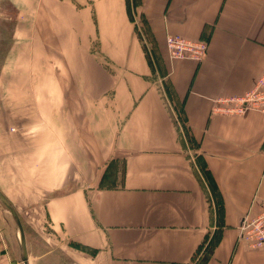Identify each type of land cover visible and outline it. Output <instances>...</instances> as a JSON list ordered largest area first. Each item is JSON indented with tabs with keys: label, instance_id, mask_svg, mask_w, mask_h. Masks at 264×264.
<instances>
[{
	"label": "crops",
	"instance_id": "0c3cea01",
	"mask_svg": "<svg viewBox=\"0 0 264 264\" xmlns=\"http://www.w3.org/2000/svg\"><path fill=\"white\" fill-rule=\"evenodd\" d=\"M8 1L5 66L37 71L39 102L0 121V190L36 234L72 264H264L239 238L264 201V112L214 111L264 71V0ZM169 34L205 58L171 60ZM0 219V264H20Z\"/></svg>",
	"mask_w": 264,
	"mask_h": 264
},
{
	"label": "rangeland",
	"instance_id": "374dc122",
	"mask_svg": "<svg viewBox=\"0 0 264 264\" xmlns=\"http://www.w3.org/2000/svg\"><path fill=\"white\" fill-rule=\"evenodd\" d=\"M19 22L18 11L8 0H0V121L18 122V121H34L36 120L35 107L39 102V97L33 95L32 91L37 88L31 80L35 78L36 72L22 62L12 61L6 64L5 61L8 52L14 42V34L17 23ZM7 212L0 205V215ZM20 218L23 223L26 237L29 239V251L31 253L32 264L39 263V254L52 249L53 253L50 256L43 257V264H72L66 259V255L59 249L52 248L50 243H47L42 237L32 229L26 218L20 213ZM8 216V214H7ZM10 219V218H9ZM11 220V219H10ZM15 232L14 225L11 221ZM5 229L6 231L4 230ZM7 234V240L11 242L8 227L4 220L0 219V233ZM13 233V231H11ZM3 233H1L3 235ZM16 233V232H15ZM14 234V233H13ZM9 242V241H8ZM16 244V243H15ZM19 250L18 245H14ZM33 260V261H32Z\"/></svg>",
	"mask_w": 264,
	"mask_h": 264
},
{
	"label": "built area",
	"instance_id": "2783aa9c",
	"mask_svg": "<svg viewBox=\"0 0 264 264\" xmlns=\"http://www.w3.org/2000/svg\"><path fill=\"white\" fill-rule=\"evenodd\" d=\"M166 48L171 60L202 61L208 51L209 43L193 40L179 35L166 37ZM214 111L222 110L230 115H243L247 111L264 112V71L251 90L241 96L220 98ZM239 238L250 247H264V201L258 216L246 217L239 226ZM2 237L0 234V244Z\"/></svg>",
	"mask_w": 264,
	"mask_h": 264
},
{
	"label": "water",
	"instance_id": "95a60500",
	"mask_svg": "<svg viewBox=\"0 0 264 264\" xmlns=\"http://www.w3.org/2000/svg\"><path fill=\"white\" fill-rule=\"evenodd\" d=\"M0 205L7 212L8 217L11 219L15 232L18 238L19 247V261L20 264H31L28 252L27 237L20 215L10 200L0 190Z\"/></svg>",
	"mask_w": 264,
	"mask_h": 264
},
{
	"label": "trees",
	"instance_id": "16d2710c",
	"mask_svg": "<svg viewBox=\"0 0 264 264\" xmlns=\"http://www.w3.org/2000/svg\"><path fill=\"white\" fill-rule=\"evenodd\" d=\"M207 256L206 255H204L203 256V258H200V259H198V260H195L193 263H191V264H205L206 263V261H207Z\"/></svg>",
	"mask_w": 264,
	"mask_h": 264
}]
</instances>
